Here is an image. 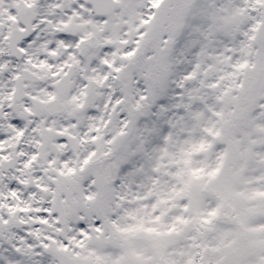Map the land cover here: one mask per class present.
Listing matches in <instances>:
<instances>
[{"label":"snow or ice","instance_id":"1","mask_svg":"<svg viewBox=\"0 0 264 264\" xmlns=\"http://www.w3.org/2000/svg\"><path fill=\"white\" fill-rule=\"evenodd\" d=\"M0 264H264V0H0Z\"/></svg>","mask_w":264,"mask_h":264}]
</instances>
